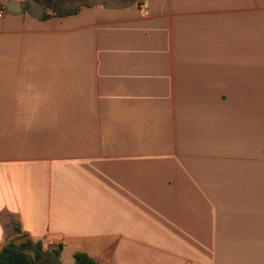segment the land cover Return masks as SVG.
I'll use <instances>...</instances> for the list:
<instances>
[{
	"label": "crops",
	"instance_id": "obj_1",
	"mask_svg": "<svg viewBox=\"0 0 264 264\" xmlns=\"http://www.w3.org/2000/svg\"><path fill=\"white\" fill-rule=\"evenodd\" d=\"M0 7V252L264 264V0Z\"/></svg>",
	"mask_w": 264,
	"mask_h": 264
},
{
	"label": "trees",
	"instance_id": "obj_2",
	"mask_svg": "<svg viewBox=\"0 0 264 264\" xmlns=\"http://www.w3.org/2000/svg\"><path fill=\"white\" fill-rule=\"evenodd\" d=\"M38 3L50 9L54 16L64 17L76 14L78 9H67L65 4L69 1L76 0H35ZM51 15L43 14L42 18L47 19ZM15 229L21 233L19 224H15ZM52 257L56 260L60 259V251L44 250L42 242H34L31 239H24L18 243L9 242L0 252V264H47V261ZM74 264H99L97 260L91 258L85 253H76L74 256ZM60 262V261H59ZM58 262V264H60Z\"/></svg>",
	"mask_w": 264,
	"mask_h": 264
},
{
	"label": "water",
	"instance_id": "obj_3",
	"mask_svg": "<svg viewBox=\"0 0 264 264\" xmlns=\"http://www.w3.org/2000/svg\"><path fill=\"white\" fill-rule=\"evenodd\" d=\"M7 11L10 14H12V15L17 14V11L18 12L21 11V8L19 6V3H16V2H8L7 3ZM24 239H25V237L18 236V237H15L14 239H12L11 242L12 243H18V242H21Z\"/></svg>",
	"mask_w": 264,
	"mask_h": 264
},
{
	"label": "built area",
	"instance_id": "obj_4",
	"mask_svg": "<svg viewBox=\"0 0 264 264\" xmlns=\"http://www.w3.org/2000/svg\"><path fill=\"white\" fill-rule=\"evenodd\" d=\"M142 9L146 8L145 4L141 5ZM6 13V8L5 7H0V17H3ZM62 247V244L59 242H49L48 243V248L51 250H59Z\"/></svg>",
	"mask_w": 264,
	"mask_h": 264
},
{
	"label": "rangeland",
	"instance_id": "obj_5",
	"mask_svg": "<svg viewBox=\"0 0 264 264\" xmlns=\"http://www.w3.org/2000/svg\"><path fill=\"white\" fill-rule=\"evenodd\" d=\"M44 250L46 251V250H49L48 249V247L46 246L45 248H44ZM70 260L71 259H66V258H64V264H68V262H70ZM58 262H59V260H56V258L55 257H52L51 256V258L47 261V264H58ZM60 263V262H59ZM40 264V263H39Z\"/></svg>",
	"mask_w": 264,
	"mask_h": 264
}]
</instances>
